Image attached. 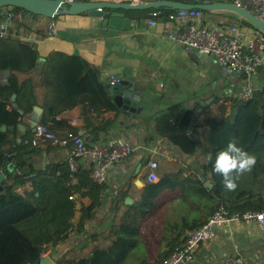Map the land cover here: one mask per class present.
Returning a JSON list of instances; mask_svg holds the SVG:
<instances>
[{
  "label": "trees",
  "instance_id": "obj_1",
  "mask_svg": "<svg viewBox=\"0 0 264 264\" xmlns=\"http://www.w3.org/2000/svg\"><path fill=\"white\" fill-rule=\"evenodd\" d=\"M177 1L197 3L204 0ZM12 8L25 13L26 18L21 23H12L6 35L0 37V127L6 125V130L0 129V173L9 166L13 168L0 182V264H35L42 250L54 248L58 253V249L64 248L70 237L69 227L75 228V233L81 232L85 224L95 217L103 184L90 179V163L80 166L75 185L70 182L65 162L49 163L48 167L45 164L35 165L33 157L36 153L40 154L42 142L32 144L33 132L29 128L20 137L16 129L10 130L9 127L16 126L34 105H39L43 109L40 125L54 131L58 127L57 116L79 105L83 119L81 130L89 136V142H96L107 139L104 136L114 125L119 110L109 93V83L101 76L100 67L79 54L60 50L40 55L35 43L22 39L30 30L28 16L39 14L17 6ZM153 10L164 14L172 9L160 7L141 11ZM110 12L106 10L105 16ZM243 23L255 28L245 19ZM5 70L8 73L2 76ZM213 104L215 108L212 111ZM106 112L113 114L105 117ZM191 112L176 104L148 120L153 123L156 133L169 139L183 154L198 158L194 185L190 187L201 196L206 209L204 217L195 220L192 227L203 223L219 204H223L229 213L263 209L264 90L255 91L250 99L229 96L223 101L206 104L198 113L201 118L195 120L191 127L193 137L186 130ZM185 116V123L167 128L169 120H180ZM64 129V135L79 133V128L67 126ZM229 142L236 143L257 160L251 173L240 176L236 181L238 186L235 191L224 189L222 176L213 171L216 154L224 150ZM209 154L212 161L208 160ZM200 172L204 173L205 180L201 179ZM177 186L176 178L172 179L167 173L161 174L155 182L145 183L143 196L135 205V211L140 216L144 215L153 208L157 196L164 191L170 194ZM75 193L90 198V202L79 209L77 218ZM125 217V220L111 226L112 241L94 245L86 255L76 258H66L64 251L61 257H53L55 264H124L127 260L136 264H159L161 257L155 262L146 261L147 248L137 244V216H132L129 210ZM173 247L167 250L166 255ZM132 253L136 256L128 259Z\"/></svg>",
  "mask_w": 264,
  "mask_h": 264
},
{
  "label": "crops",
  "instance_id": "obj_2",
  "mask_svg": "<svg viewBox=\"0 0 264 264\" xmlns=\"http://www.w3.org/2000/svg\"><path fill=\"white\" fill-rule=\"evenodd\" d=\"M112 11L123 15L114 16ZM112 11L108 16H105L106 11L101 16L91 15L87 11L58 15L53 19L56 29L51 36L46 34L45 29L49 18L29 15L30 30L26 36H22L23 40L35 43L40 55L51 50L79 54L101 68V76L106 82L109 75L126 80L134 88L132 95H135L126 113L118 109L119 115L114 125L104 136L106 140L124 139L132 146L131 153L124 160L108 166L107 180L100 193L101 200L95 217L85 224L81 232L75 233V228L69 232L73 234H70L64 250L58 249L60 252L57 253L54 248H47V255L52 260L53 257H61L64 251V256L71 258L73 253L75 256L78 254L76 251L81 246L90 249L94 245L112 241L114 235L111 234V226L125 220L129 210L132 216H137L135 221L139 225V233L135 238L137 244L147 248L145 260H148L151 248L169 249L182 241L187 231L193 228L194 221L205 215L203 199L190 187L194 185L198 158L183 154L178 146L156 133L148 119L176 104L193 112L198 109L199 101H223L229 96L236 97L245 84V79L229 66L218 64L212 57L199 55L192 48L164 40L163 34L170 30L171 25L163 18H156L155 24L150 26L147 22L149 11ZM202 16L209 24L237 23L233 21L237 20L234 15L225 10L209 11L208 14L203 12ZM249 83L253 87H264V63ZM123 93L129 97L127 90ZM214 108L213 104L211 110ZM112 114L106 112L104 116ZM200 118L197 116L195 120ZM186 120V116L180 120L172 119L166 125L167 128L179 127ZM56 121L58 127L51 131L57 135L64 136L67 126L79 128V133H84L81 130L83 119L79 105L61 112ZM40 145V154L36 153L33 157L35 165L45 164L48 167L49 163L64 162L66 154L71 151L70 142L59 145L45 141ZM149 159L157 162L158 178L167 173L172 179L176 178L178 186L170 194L164 191L157 196L153 208L140 216L135 211V205L143 196L142 188L147 183L145 175ZM8 169L11 171L13 168L9 166ZM173 199H180L182 205H175ZM74 200L77 218L79 209L87 205L90 198L75 193ZM233 255L241 257L243 264H264V230L257 231L254 227L246 226L219 230L213 239L198 245L190 264H222ZM135 256L132 253L128 259Z\"/></svg>",
  "mask_w": 264,
  "mask_h": 264
},
{
  "label": "built area",
  "instance_id": "obj_3",
  "mask_svg": "<svg viewBox=\"0 0 264 264\" xmlns=\"http://www.w3.org/2000/svg\"><path fill=\"white\" fill-rule=\"evenodd\" d=\"M75 1L92 2H140L144 0H63V6ZM235 5L251 12L264 20V0H231ZM202 11L192 9H172L162 14L158 10L150 12L148 25L155 24L156 18H163L170 23V30L163 34V39L173 45L194 49L199 55L209 56L220 65L229 66L236 74L245 79V84L237 93L239 99H250L257 90L264 87H253L249 83L264 63V36L260 31L251 27L247 29L239 23L209 24L203 20ZM26 14L15 10L12 6L0 7V37L7 33L12 23H21ZM48 36L55 34L56 24L50 19L46 26ZM119 80L112 75L108 77L109 85ZM74 124V121H72ZM49 141L53 144L67 145L71 143V151L66 154L64 162L68 168L71 184L78 182L77 172L84 163H90L89 177L97 184H104L107 180L108 166L124 160L132 151V146L120 139H108L89 142L86 133H67L60 136L38 124L32 133V144ZM148 171L145 175L147 183L158 180L156 173L157 162L149 159ZM70 199L73 196H69ZM237 226L254 227L257 231L264 230V208L261 210H243L229 213L223 204H219L207 219L200 225L187 231L185 238L159 262V264H190L193 252L200 243L213 239L219 230H232ZM73 227L68 228L70 232ZM42 250L40 257L46 255ZM222 264H243L239 256L227 257Z\"/></svg>",
  "mask_w": 264,
  "mask_h": 264
},
{
  "label": "water",
  "instance_id": "obj_4",
  "mask_svg": "<svg viewBox=\"0 0 264 264\" xmlns=\"http://www.w3.org/2000/svg\"><path fill=\"white\" fill-rule=\"evenodd\" d=\"M2 6H17L22 9L31 11L33 13L45 16L47 18L53 17L58 13L62 14H78L82 12H89L91 15L101 16L106 10L124 9V10H146L150 8H170V9H192L196 8L201 11H214V10H225L236 14L237 16L245 19L251 25L258 29L264 34V20L256 17L248 10L239 7L232 3L231 1H200L197 3H185L177 0H144L140 2H92V1H75L68 4V7L63 6V0H0V7ZM114 16H122L120 12H111ZM8 70L2 72V76H5ZM109 93L112 96L114 104L122 113H126V109L129 108L131 98L134 96V88L129 85L126 80L119 79L117 82L112 83L108 87ZM127 90L129 92V97H125L123 91ZM211 99L199 101V107L196 111L191 114L190 121L187 125V132L190 137L193 135L190 133L191 127L198 116L200 110L208 103ZM43 115V109L39 105H34L30 112L26 113L22 117V121L16 126H10V130H17L19 136H24L26 128H29L32 132L40 124ZM1 130H6V125L0 127ZM19 140V138H18ZM124 141V139H121ZM9 169L4 170L0 173V182L9 173ZM12 171V170H11ZM202 180H205V175L203 172L199 173ZM206 184L208 182L206 181ZM0 185V190H1ZM127 200V199H126ZM35 264H55V262L50 258L49 255L41 256Z\"/></svg>",
  "mask_w": 264,
  "mask_h": 264
},
{
  "label": "clouds",
  "instance_id": "obj_5",
  "mask_svg": "<svg viewBox=\"0 0 264 264\" xmlns=\"http://www.w3.org/2000/svg\"><path fill=\"white\" fill-rule=\"evenodd\" d=\"M212 161V155H208ZM257 160L254 155L249 154L236 143L229 142L224 150L216 154L213 171L222 176V186L227 191H235L236 181L240 176L251 173Z\"/></svg>",
  "mask_w": 264,
  "mask_h": 264
},
{
  "label": "rangeland",
  "instance_id": "obj_6",
  "mask_svg": "<svg viewBox=\"0 0 264 264\" xmlns=\"http://www.w3.org/2000/svg\"><path fill=\"white\" fill-rule=\"evenodd\" d=\"M205 13V12H204ZM209 12H206L205 14H208ZM237 20L233 19V21H237V23H243V18L235 15L234 16ZM206 21V20H205ZM236 23V22H235ZM41 143V142H40ZM175 205H182V202L180 201V199H173L172 201ZM206 209V207H204ZM70 234H73V233H70ZM46 252L48 249H45ZM152 250H153V253H152ZM168 250V247H155V248H151L150 249V256H148V260L146 261H150V262H155L156 259L160 258L161 257V260L166 256V252ZM86 251H89V248L86 247V246H81L77 251L76 253H78L76 256H75V253H73L74 255L72 257L76 258L77 256H81L83 255ZM71 257V258H72ZM152 260V261H151ZM124 264H136L133 260H127Z\"/></svg>",
  "mask_w": 264,
  "mask_h": 264
}]
</instances>
